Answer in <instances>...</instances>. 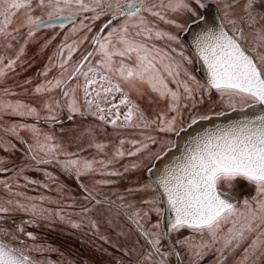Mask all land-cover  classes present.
<instances>
[{
	"label": "snow or ice",
	"instance_id": "1",
	"mask_svg": "<svg viewBox=\"0 0 264 264\" xmlns=\"http://www.w3.org/2000/svg\"><path fill=\"white\" fill-rule=\"evenodd\" d=\"M239 3L0 0L5 22L0 36L5 39H16L7 29L13 9L24 8L27 22L21 26L29 29L27 36L41 27L64 30L65 21L72 25L70 34L78 36L72 43L70 35L64 36L55 54L58 63L50 58L60 75L34 89L39 95L59 89L67 101L64 107L48 96L42 102L47 115L41 117L29 103L5 100L13 95L10 89L0 90V118H21L5 129L20 146L0 137V148L19 152L24 161L16 165L0 158V174L12 173L0 179V264H57L33 255L55 249L37 243L28 228L60 222L81 229L84 220L94 234L102 222L118 240L128 241L113 245L127 264H202L209 255L215 256L210 264H227L230 258L232 264H264V14L257 11L256 0H245L244 15L236 16ZM213 6L216 15L209 19L205 13ZM36 11L41 15H33ZM97 21L101 24L94 31ZM85 44L89 47L74 60ZM23 52L21 47L17 58L0 68V84L5 68H13ZM51 67L42 74L47 76ZM132 93L157 108L149 115ZM214 94L218 101L207 104ZM65 109L68 120L88 115L100 126L110 125L115 138L97 141L95 128H89L87 143L94 154L82 156L83 147L68 152L55 134L39 126L41 118L46 125L58 123ZM231 113L235 117L228 118ZM220 117L226 119L215 122ZM29 118L32 123L23 122ZM126 157L136 159L121 171L115 165ZM9 163L15 166L9 168ZM48 166L78 182L79 213L65 211L75 206V197L69 198L71 205H63L43 194L28 195L26 190H52L55 185L63 197L66 185ZM29 171L41 178L26 175ZM133 171L146 172L147 178L113 191L115 199L102 192L118 184L111 178L123 180ZM97 175L109 178L96 180ZM89 179L92 187L85 182ZM238 179L253 186L251 197L239 200L232 194ZM99 239L112 244L109 236Z\"/></svg>",
	"mask_w": 264,
	"mask_h": 264
},
{
	"label": "rangeland",
	"instance_id": "2",
	"mask_svg": "<svg viewBox=\"0 0 264 264\" xmlns=\"http://www.w3.org/2000/svg\"><path fill=\"white\" fill-rule=\"evenodd\" d=\"M9 3L13 0H8ZM245 0H240L239 5L236 7L234 14L236 16L244 15L243 7ZM256 9L259 13L264 14V0H256ZM13 11L16 13L12 19L11 25L8 27V31L12 32L16 36L15 40H12L10 37L5 39L3 36H0V57H4V64H0V68H3L7 64L8 59H16L17 54L20 52L21 47L24 48L23 54L19 56L17 63L13 68H5V78L3 83L0 84V90L3 88H8L11 90L13 95L4 96L5 100H22L26 103L31 104L33 107H37L41 112V117L47 115V112L42 108L43 100L47 99L48 96L55 97L60 100L61 106L64 107L67 103L65 99H61V94L59 89L54 90L47 95L34 94V89L37 85L43 84L48 80H53L54 78L60 75V70L55 67H51L50 58H52V63H58V58L56 53L58 51V46L64 41L65 35H70L68 43H72L74 40L78 39V36L71 35L69 30L72 25L68 22H65L66 27L64 30L59 28H47L41 27L39 31H35L34 35L29 37L27 33L29 29L27 27H22L21 25L27 22V12L28 9H20ZM69 13L65 12L63 15L67 16ZM33 15H41L39 11L33 13ZM90 16L91 13H88ZM3 18L0 17V27L4 25ZM101 21L96 22V29L98 30ZM259 27V24L257 25ZM19 28V32H15L14 29ZM247 31V28L245 29ZM11 47H8V45ZM46 45V47H45ZM84 47H89L85 44L82 46L79 51L74 53L73 59H79L80 52L83 51ZM66 54V53H65ZM51 67V71L48 72L47 76H44L42 73L45 72L47 68ZM71 71V67L69 68ZM197 75H199L197 73ZM30 81V83H25ZM79 95V94H77ZM132 98L136 100L137 103L149 114H152L153 109H156V105H149L147 99L138 100L135 96V93H132ZM219 97L213 95L210 100H207V104H214L218 101ZM160 108H163L164 105L160 104ZM68 114L65 109V112L60 116L59 122L53 125H46L44 120L41 118L39 126L45 131L50 132L56 135L57 139L63 143L65 149L68 152H78L81 147L87 149L84 152H81L82 156H91L94 154V149L88 148V137L86 135V130L89 128H95L96 135L95 139L97 141H103L106 143H111L115 138L114 129L108 126H100L101 122L96 120L92 116H80L74 115L72 120H68ZM21 118L13 117L9 119L8 117L0 118V124L7 127L9 124L20 120ZM27 123H32L33 120L29 118ZM25 140H29V134L21 131L20 133ZM0 137H3L4 140L13 139V143H16L19 147V141L15 140L6 135L5 128L0 126ZM30 142V141H29ZM111 151V149H109ZM0 158H5L8 161H15L16 165L21 164L23 157L19 152L15 154H10L6 152L3 148H0ZM136 158L126 157L115 165L116 168L123 170V165L129 164ZM12 163L8 164L9 168L14 167ZM48 171H51L54 175L58 176L60 180L66 185V189L63 197L57 194L55 190V185H53L52 190L48 189H36V190H26L28 195L38 196L43 194L45 196L51 197L61 201L63 205H71L73 201L69 199L70 197H75L77 203L74 207H65L66 212L70 213H79L80 205L79 201L82 199L80 196V189L77 187L75 180L67 178L62 174L58 169L53 166H48ZM12 173L0 174V179L5 178L6 176H11ZM33 178H41L40 174L34 171H29L26 173ZM147 173L143 171H133L125 175L123 180L117 179L119 182L116 186H106L102 189V192L109 195L110 198L115 199V196H112L113 191H122L124 187L131 186L136 180L141 178H147ZM109 177H103L97 175L94 179L100 180ZM89 187H92V179L86 180ZM23 183V180L20 181ZM23 190V189H22ZM237 199L243 200L245 197H251L254 194L253 186L249 185L247 182L242 179H238L235 182L234 189L230 190ZM50 207L55 208L56 205H50ZM95 218V214H91ZM27 219V217H24ZM72 219L80 222L81 217L79 215H73ZM29 231H32L37 237V243L48 244L55 251L41 253H33L37 259H46L50 261H55L57 264H117V261L123 260L127 264V257H124L120 251L117 250L113 245L116 244H126L128 241H125L123 237L119 240L117 239L115 233L106 227L104 223H100L99 233L94 234L95 230L91 229L87 220H84L82 223L81 229H74L67 223L56 222L48 226L42 222V225L39 227H29ZM109 236L111 238L112 244L105 243L99 239V235ZM29 244L32 243L31 240L28 241ZM240 252L236 253V256L239 257ZM215 260V256H207L202 264H210L211 261ZM227 264H232V259L230 258Z\"/></svg>",
	"mask_w": 264,
	"mask_h": 264
},
{
	"label": "water",
	"instance_id": "3",
	"mask_svg": "<svg viewBox=\"0 0 264 264\" xmlns=\"http://www.w3.org/2000/svg\"><path fill=\"white\" fill-rule=\"evenodd\" d=\"M205 14L208 16L209 19H212V17L216 15L215 6L211 7V8L208 10V12L205 13ZM65 22H67V21H65ZM198 74H199V73H198ZM235 115H236L235 113H231V114L229 115L228 118H233V117H235ZM225 119H226L225 117H220V118H217L215 122L220 123V122H223ZM44 123H45V122H44ZM0 126L3 127V128H5V129L7 128V127H5V126H3V125H1V124H0ZM20 135H21V134H20ZM21 136H22V135H21ZM22 137H23V136H22ZM23 138H24V137H23ZM24 139H25V138H24ZM178 139H179V138H178ZM179 142H180V143H183L182 140H179ZM157 163H159V162H157ZM75 182L78 183L77 181H75Z\"/></svg>",
	"mask_w": 264,
	"mask_h": 264
},
{
	"label": "flooded vegetation",
	"instance_id": "4",
	"mask_svg": "<svg viewBox=\"0 0 264 264\" xmlns=\"http://www.w3.org/2000/svg\"><path fill=\"white\" fill-rule=\"evenodd\" d=\"M186 234H187L186 232H182L180 235H182V236H183V235H186ZM125 264H126V263H125Z\"/></svg>",
	"mask_w": 264,
	"mask_h": 264
}]
</instances>
